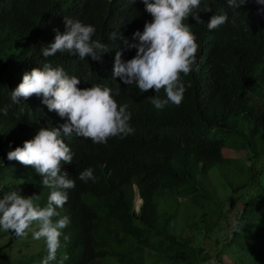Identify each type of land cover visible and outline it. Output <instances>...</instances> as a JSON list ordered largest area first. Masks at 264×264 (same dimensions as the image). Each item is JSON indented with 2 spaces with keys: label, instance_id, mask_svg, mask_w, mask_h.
<instances>
[{
  "label": "trees",
  "instance_id": "trees-1",
  "mask_svg": "<svg viewBox=\"0 0 264 264\" xmlns=\"http://www.w3.org/2000/svg\"><path fill=\"white\" fill-rule=\"evenodd\" d=\"M205 4L212 11L199 13L202 23L191 17L185 21L199 47L194 70L181 74L183 101L157 110L148 97L163 98V89L140 93L135 84L112 76L117 49L122 60L136 51L127 49L120 36L131 39L152 19L141 0H0V109L7 108V115L0 113V198L17 190L46 206L51 189L41 184L42 176L31 166L9 161L7 152L22 147L40 127L67 121L50 111L42 97L11 101L25 72L49 63L80 78L79 88H110L118 104L128 105L134 128V134L111 137L106 144L63 137L73 162L62 164V170L75 187L57 209L69 223L49 264H264V107L257 104L264 100V13L257 12L255 0L238 12L227 0H202L201 8ZM221 10L229 21L209 31L207 20ZM65 16L92 24L93 39L110 50L99 61L67 51L43 57L42 48L54 40L53 29L65 31ZM111 32L120 36L109 39ZM88 167L95 179L81 181L78 174ZM214 167L222 178L218 187L208 182ZM164 194L168 208L160 213L158 198ZM189 208L205 217L193 219ZM178 210L185 217L174 224ZM220 220L226 222L223 228ZM186 227L191 237L182 235ZM18 239L0 229V264H41L47 256L45 240L27 253L15 250L22 242Z\"/></svg>",
  "mask_w": 264,
  "mask_h": 264
},
{
  "label": "clouds",
  "instance_id": "clouds-1",
  "mask_svg": "<svg viewBox=\"0 0 264 264\" xmlns=\"http://www.w3.org/2000/svg\"><path fill=\"white\" fill-rule=\"evenodd\" d=\"M141 2L152 17L151 21H145L143 31H134L131 39L120 36L118 32L109 33V39L120 36L127 49L136 50L131 59L122 60V50L117 49L112 76L119 77L125 85L135 84L140 93L148 90L159 93L163 89V98L159 95L148 97L157 110L169 104L179 106L186 91L181 74L188 75L194 70L199 47L190 25L185 21L191 17L196 23H202L199 13L210 12L212 8L207 4L201 8L202 0ZM247 3L248 0H227V6L237 12ZM255 3L258 5L257 12L264 13V0H255ZM63 19L65 31L62 33L53 29L54 40L42 48L43 57L67 51L81 60L91 57L99 61L101 54L110 50L108 45L93 39L96 29L92 24L67 16ZM228 21L227 11L221 10L209 17L207 29H218ZM80 82V78L69 76L62 67L54 68L45 63L42 68L25 72L10 94L13 103H20L21 98L32 95L42 97V103L50 111L67 118L59 126L40 127L32 139L23 142L22 147L17 146L7 152L9 161L31 166L42 176L41 184L51 189L45 207L34 204V195L23 196L17 190L0 198V229L11 230L16 236L24 237L35 224L33 238H43L47 247V256L41 264H49L56 259L61 230L69 223V218L60 217L57 211L67 202V190L75 187V180L62 170V164L73 162V152L63 137L75 135L91 139L93 143L106 144L111 137L124 138L134 134L127 104H118L110 88L100 85L79 88ZM0 113L7 115V108L0 109ZM78 178L84 182L94 180V170L88 167L79 172ZM54 217L60 218L54 220ZM64 259L68 257L65 255ZM210 264H215V261Z\"/></svg>",
  "mask_w": 264,
  "mask_h": 264
},
{
  "label": "rangeland",
  "instance_id": "rangeland-1",
  "mask_svg": "<svg viewBox=\"0 0 264 264\" xmlns=\"http://www.w3.org/2000/svg\"><path fill=\"white\" fill-rule=\"evenodd\" d=\"M261 89H262V92L264 93L263 88H261ZM256 100H257V99L254 97V99H253L252 101H256ZM257 102H258V103H257L258 105L264 107V100H263L262 98H259ZM221 134H222L224 137H226L227 140L229 139V137L226 136V132H225V131H222ZM229 153H230V154H233V152H231V151L228 152V154H229ZM233 157H234V156H233ZM216 170H217V167L212 168V170H211L210 173H209V180H208V182L210 181L213 185H215L216 187H218V184H219L220 182H222V178H221V175H220V174H219V175H216V174H215V173H216ZM134 188L136 189V187H134ZM243 193H244V192L242 191L241 194H243ZM241 194H239V195H241ZM165 197H166V194H164L163 197H159V198H158L159 211H160V213L164 212V209L168 208V206H167V205L165 204V202H164V198H165ZM140 202H141L140 199L138 198V196H136V197H135V203H134V208H135V210H138V207H139ZM174 204H175V202L172 201L171 206H173ZM173 210H175V211L177 210V209L175 208V206L172 207L171 212H173ZM189 214H190V216H191L193 219H195V220H197V219H199V218H203V217H205V215H203V214L197 212L195 208H189ZM184 217H185V214L182 213L181 210H178V212L176 213L175 218L173 219V223H174V224H175L176 222H179V223H180L181 220L184 219ZM186 223H187V222H186ZM220 223H221V226H219L220 228H223V227L226 225V222H224L223 220H220ZM171 225H172V224H171ZM191 228H192V226H191ZM193 228H194V227H193ZM216 230H218V228H217ZM215 232H216V231H214L213 234H215ZM181 233H182L183 236H186V237L189 236V237H191L193 231H192L189 227H186L185 229L182 230ZM199 235H200V234H199ZM197 238H198V237H197ZM18 240H22V242L16 246L15 250H16L17 252H27V253H30V252L35 251V250L38 248V246H39V241L36 240V239H34L33 236H31V235H29V236H24V237H19ZM208 247H209V246H208Z\"/></svg>",
  "mask_w": 264,
  "mask_h": 264
}]
</instances>
